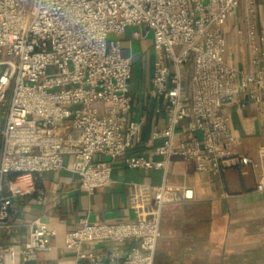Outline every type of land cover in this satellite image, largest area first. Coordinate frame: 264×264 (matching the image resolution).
<instances>
[{
  "label": "built area",
  "instance_id": "1",
  "mask_svg": "<svg viewBox=\"0 0 264 264\" xmlns=\"http://www.w3.org/2000/svg\"><path fill=\"white\" fill-rule=\"evenodd\" d=\"M0 0V229L13 226L10 206L31 195L42 173L65 167L93 194L112 182L113 164L158 169L160 183L133 184V221L92 222L62 234L61 248L75 264H154L162 207L193 197L186 184H169L174 157L218 175L250 166L255 190H264V143L256 157L239 153L229 113L221 107L252 102L264 122V30L255 23L257 0ZM264 4V0H259ZM242 6L248 62L227 53L224 27ZM151 32L157 50L149 102L162 118L135 153L145 114L133 115L132 62L112 36L129 26ZM177 48V50H176ZM188 78L186 91L185 80ZM23 242L0 243V264H23L50 248L55 224L25 222ZM105 251L88 242L116 243Z\"/></svg>",
  "mask_w": 264,
  "mask_h": 264
},
{
  "label": "crops",
  "instance_id": "2",
  "mask_svg": "<svg viewBox=\"0 0 264 264\" xmlns=\"http://www.w3.org/2000/svg\"><path fill=\"white\" fill-rule=\"evenodd\" d=\"M242 11L241 6L224 27L229 43L227 53L238 66L248 62L244 35L236 33L238 27H244ZM254 17L257 29L264 30V4L259 0ZM112 36L120 39L123 55L131 57L133 115L146 116L135 153H149L144 146L149 130L162 122L154 113V102H149L157 50L151 32L144 26H129ZM221 111L230 115L240 141L237 151L255 158L258 145L264 143V122L253 103L247 102L243 107L229 103ZM64 164L58 171L42 173L33 194L12 200L9 217L13 226L0 229V243L10 244L26 239L27 220L39 216L55 224L57 232L50 238V248L37 252L34 260L23 264H75V255L61 248L65 231L76 228L82 216L92 222L135 220L137 214L129 202L133 184L148 185L152 198L153 186L162 179L161 170L127 169L118 159L112 167L111 184L89 195L69 169V156H64ZM166 182L188 185L193 197L162 207L154 264H264V190H255V173L250 166L232 167L213 175L195 170L191 161L174 157ZM130 244L88 242L84 247L105 251Z\"/></svg>",
  "mask_w": 264,
  "mask_h": 264
},
{
  "label": "rangeland",
  "instance_id": "3",
  "mask_svg": "<svg viewBox=\"0 0 264 264\" xmlns=\"http://www.w3.org/2000/svg\"><path fill=\"white\" fill-rule=\"evenodd\" d=\"M33 0H27L26 3L24 4L26 10L29 12L31 5H32ZM177 50V48H176ZM185 85H186V91H188L187 86H188V78L185 80Z\"/></svg>",
  "mask_w": 264,
  "mask_h": 264
}]
</instances>
